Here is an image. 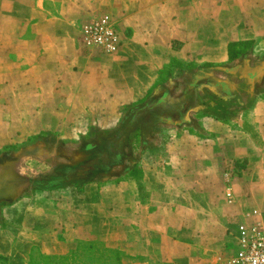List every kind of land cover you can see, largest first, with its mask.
Returning a JSON list of instances; mask_svg holds the SVG:
<instances>
[{"label": "crops", "instance_id": "obj_1", "mask_svg": "<svg viewBox=\"0 0 264 264\" xmlns=\"http://www.w3.org/2000/svg\"><path fill=\"white\" fill-rule=\"evenodd\" d=\"M101 13L125 33L118 55L78 45L79 24ZM229 45L244 49L241 59L264 51V0H0V151L46 133L77 140L114 129L172 60L228 63ZM199 123L196 133L173 127L164 150L143 154L141 184L77 191L78 215L93 208L94 224L109 222L78 238L123 243L145 264H230L236 221L258 210L264 223V98L229 124ZM113 222L124 234L113 236ZM23 234L0 246V264H27L34 235Z\"/></svg>", "mask_w": 264, "mask_h": 264}, {"label": "rangeland", "instance_id": "obj_2", "mask_svg": "<svg viewBox=\"0 0 264 264\" xmlns=\"http://www.w3.org/2000/svg\"><path fill=\"white\" fill-rule=\"evenodd\" d=\"M263 55L264 51L257 54L248 53L245 58L235 64L213 63L208 67H204L205 63L198 62L195 57L181 60V65L172 67L177 76L174 77L173 73L170 77L164 76L144 99L149 102L145 113L144 111L130 112L123 108L122 119L116 128L97 129L96 132H93L96 137L87 136L88 138H101L97 142H91L90 139L83 142L81 138L77 140L57 138L55 135L46 133L28 139L21 137L20 141L4 148L0 151V157L4 155L11 158L18 157L19 162L0 164V179L19 178L21 183L17 186L18 197L14 201L15 205L12 204L13 202L0 204V246L7 249L14 247L16 238L29 231V234L32 233L34 236L30 243L31 251L25 257L27 264H43V256L67 255L83 241L103 242L108 247L118 249L130 256L129 263L145 264V258L128 253L123 243L115 246L110 241L92 237L78 238L92 232L95 225L104 228V225L109 222L97 220L94 224L92 215H90V211L94 212L93 208H90L89 216L85 213L78 215L74 211L76 207V210L82 209L77 193L79 190L76 187H67L69 182L64 180L66 174H69L70 171L78 174L85 167L97 166L98 162L108 167L111 166L108 175L110 180L104 183L119 182V179L125 176L127 178L125 181H138L141 184L140 171L135 173L134 162L128 161V158L131 160L133 157L131 148L128 147L123 151L118 150L115 144L105 143L104 138H135L137 126L143 124L144 151L164 150L166 144L174 137L173 127L175 126L158 122L155 118V115L160 113V107L157 104L159 101H163V108H172L179 104L182 101L183 91L197 73L205 75L213 82L226 80L235 86L236 78H229L227 73L235 71L238 74L242 68H253ZM197 70L198 72H196ZM257 83L260 93H263L261 96H264V73L259 77ZM199 118L200 116L193 114L192 119H188L190 120L188 126H179L181 131L190 129L196 133V129H200ZM238 126L239 123H234V128ZM246 129L253 138L259 140L258 133L251 125H247ZM114 131H118V133ZM94 145L95 148L90 150V147ZM118 151L123 152V155L127 157L122 160L124 164L121 166L115 164L114 157ZM44 187L50 190H43ZM62 190L65 191L60 192ZM6 208L12 209L8 211ZM120 210L123 213V208ZM6 214L8 215L7 219ZM112 224L114 225L113 236L124 234V230L120 226L122 224H115V222ZM102 232V235L108 236L103 230Z\"/></svg>", "mask_w": 264, "mask_h": 264}, {"label": "trees", "instance_id": "obj_3", "mask_svg": "<svg viewBox=\"0 0 264 264\" xmlns=\"http://www.w3.org/2000/svg\"><path fill=\"white\" fill-rule=\"evenodd\" d=\"M243 53L244 49L236 50L233 45H229L228 63H237L238 60L240 61L242 58L241 56ZM181 63V60H172L171 63L160 72L158 80L153 87H155L164 76L170 77L173 73L174 77H176L177 75L174 74L172 67L181 65ZM212 65L213 63H205L204 67ZM196 72H198V70ZM263 73L264 55L253 68H242L238 74L235 73V71L227 73L229 78H236L235 86L226 80L213 82L205 75L197 73L194 78L189 81L187 87L183 91L182 101L179 104L172 108H163V101L157 103L160 107L161 114L155 115V118L158 122L179 127L181 125L188 126L190 124V120L188 119H192V115L195 114L200 117H213L218 121L229 124L240 118L242 114L248 113L256 106L261 98H264V96H261L263 93H260L259 84L257 83L259 77H261ZM144 99L127 105L124 108L130 112L144 111L145 113L149 102ZM97 129L98 128L93 129L87 136L96 137V135H93V132H96ZM143 130V124H139L136 128L135 138H104V141H106L105 143L111 142L115 144L118 150L123 151L128 147L131 148L133 157H131V160L128 158V161L134 162V172L137 173L140 171V176L142 175L140 162L145 153L143 149ZM114 132L118 133V131ZM87 136H83L81 140L84 142L90 139L91 142H97V140L101 139L88 138ZM93 148H95V145L90 147V150ZM125 158L127 157L123 155V152H116L114 157L116 160L115 164L117 166L123 165L124 162H122V160ZM110 170V165L108 167L103 163L97 162V166L93 168L85 167L81 169L78 174H75L74 171H70L69 174H66L64 180L69 182L67 187H76L81 191L87 184L108 182L110 180L108 176ZM125 180H127V178L124 176L119 179V182ZM43 190L50 189L44 187ZM128 259H130V256L118 249L108 247L103 242L83 241L75 250L69 252L67 255L43 256L42 262L43 264H133L129 263Z\"/></svg>", "mask_w": 264, "mask_h": 264}, {"label": "built area", "instance_id": "obj_4", "mask_svg": "<svg viewBox=\"0 0 264 264\" xmlns=\"http://www.w3.org/2000/svg\"><path fill=\"white\" fill-rule=\"evenodd\" d=\"M124 35L112 14L101 13L79 24L77 42L87 51L115 56L124 45ZM258 215V210H252L236 221L237 252L230 254V264H264V223L256 220Z\"/></svg>", "mask_w": 264, "mask_h": 264}, {"label": "water", "instance_id": "obj_5", "mask_svg": "<svg viewBox=\"0 0 264 264\" xmlns=\"http://www.w3.org/2000/svg\"><path fill=\"white\" fill-rule=\"evenodd\" d=\"M35 151V150H34ZM36 152V151H35ZM32 154V153H28ZM19 162L18 157L11 158L8 155L0 157V164H14ZM21 183L19 178H2L0 179V204L4 202H14L17 195V186Z\"/></svg>", "mask_w": 264, "mask_h": 264}]
</instances>
